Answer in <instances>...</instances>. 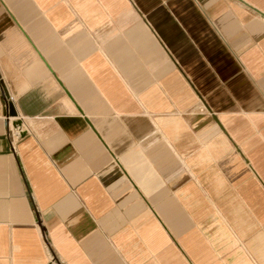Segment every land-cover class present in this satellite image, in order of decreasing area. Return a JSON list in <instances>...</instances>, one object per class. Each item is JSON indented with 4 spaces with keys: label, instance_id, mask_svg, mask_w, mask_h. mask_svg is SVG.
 I'll use <instances>...</instances> for the list:
<instances>
[{
    "label": "crops",
    "instance_id": "1",
    "mask_svg": "<svg viewBox=\"0 0 264 264\" xmlns=\"http://www.w3.org/2000/svg\"><path fill=\"white\" fill-rule=\"evenodd\" d=\"M0 264H264V0H0Z\"/></svg>",
    "mask_w": 264,
    "mask_h": 264
}]
</instances>
